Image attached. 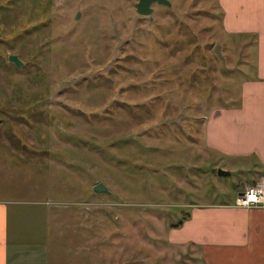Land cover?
Here are the masks:
<instances>
[{"label": "rangeland", "instance_id": "1", "mask_svg": "<svg viewBox=\"0 0 264 264\" xmlns=\"http://www.w3.org/2000/svg\"><path fill=\"white\" fill-rule=\"evenodd\" d=\"M137 1L0 0V198L54 207L56 264H204L173 223L245 176L205 157L244 75L218 1Z\"/></svg>", "mask_w": 264, "mask_h": 264}, {"label": "crops", "instance_id": "2", "mask_svg": "<svg viewBox=\"0 0 264 264\" xmlns=\"http://www.w3.org/2000/svg\"><path fill=\"white\" fill-rule=\"evenodd\" d=\"M217 1L223 31L243 46L235 57H241L244 75L236 99L205 115L204 156L208 162L214 158L217 171L223 167L245 176L229 201L198 205L170 236L181 244L192 238L204 264H264V206L237 204L240 192L264 174V0ZM53 213L47 201L0 198V264H56Z\"/></svg>", "mask_w": 264, "mask_h": 264}, {"label": "water", "instance_id": "3", "mask_svg": "<svg viewBox=\"0 0 264 264\" xmlns=\"http://www.w3.org/2000/svg\"><path fill=\"white\" fill-rule=\"evenodd\" d=\"M155 1H157L159 3H165L168 5H171V3H172L171 0H138L136 2L137 11H139L140 13H143V14H148L151 17L152 13L154 11L153 2H155ZM216 48H217L218 52L221 54L220 46L217 45ZM9 59L14 61L19 66H23L25 64V61L17 53H10ZM1 121H2V118L0 117V122ZM218 172H219V174H228L230 171L228 169L220 167V168H218ZM94 188L97 191H110L108 186L103 181L97 182L94 185Z\"/></svg>", "mask_w": 264, "mask_h": 264}, {"label": "built area", "instance_id": "4", "mask_svg": "<svg viewBox=\"0 0 264 264\" xmlns=\"http://www.w3.org/2000/svg\"><path fill=\"white\" fill-rule=\"evenodd\" d=\"M237 204L249 207L264 206V174L240 192L237 197Z\"/></svg>", "mask_w": 264, "mask_h": 264}, {"label": "trees", "instance_id": "5", "mask_svg": "<svg viewBox=\"0 0 264 264\" xmlns=\"http://www.w3.org/2000/svg\"><path fill=\"white\" fill-rule=\"evenodd\" d=\"M190 215V213H187V215L185 217H181L178 221H176L175 223H173V226H179L181 225L184 220L186 219V217H188Z\"/></svg>", "mask_w": 264, "mask_h": 264}]
</instances>
